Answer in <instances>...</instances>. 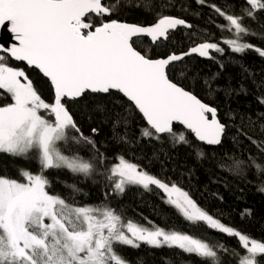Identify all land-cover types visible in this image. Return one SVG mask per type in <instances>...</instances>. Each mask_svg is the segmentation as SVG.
I'll return each mask as SVG.
<instances>
[{
  "label": "snow or ice",
  "instance_id": "1",
  "mask_svg": "<svg viewBox=\"0 0 264 264\" xmlns=\"http://www.w3.org/2000/svg\"><path fill=\"white\" fill-rule=\"evenodd\" d=\"M196 2L206 4V0ZM120 3L121 0H0V27L7 25L17 42L11 47L0 46V96L10 98L0 106V153L17 158L34 154L39 165L36 173L21 169L22 180L0 176V264H128L114 245L139 248L141 244L178 249L212 264H220L218 251L236 256L237 264H259L257 257L264 256V242L226 226L176 184L165 183L122 155L100 173L114 192L122 194L129 186L150 191L155 186L186 221L202 222L236 238L242 252L151 221V227L124 221L111 207L76 205L48 191V170L65 169L87 178L99 172L105 162L96 142L81 131L68 107L70 103L118 93L146 121L141 137L159 140L166 134L173 144H186L185 134L174 131L173 125L178 123L198 141L220 145L227 125L218 118L217 109L173 82L169 78L170 66L176 67L177 62L193 54L215 59L213 53H224L221 44L233 53L251 50L264 58V49L244 40L257 33L243 23L246 17L255 19L257 12L264 11V0H245L246 7L240 15L209 5L225 21L217 27L229 32L230 37H222L220 42L205 40L180 54L156 58L138 50L136 40L148 38L150 44L160 47L170 40L171 31L178 27L192 29L193 25L162 14L151 25L111 19ZM124 6H131V0H126ZM135 6L139 8L140 4ZM9 59L42 74L52 99L42 98L25 68L10 65ZM258 99L264 104V97ZM96 107L101 109L102 105ZM119 124L116 120L114 126ZM260 130L264 132V125ZM242 134L264 152V141ZM120 139L129 143L126 135ZM70 142L90 145L91 158L85 159L78 152L65 154L61 146ZM197 155L202 157L203 153ZM219 164L236 172L251 167L258 174L264 173V165L251 156Z\"/></svg>",
  "mask_w": 264,
  "mask_h": 264
},
{
  "label": "trees",
  "instance_id": "2",
  "mask_svg": "<svg viewBox=\"0 0 264 264\" xmlns=\"http://www.w3.org/2000/svg\"><path fill=\"white\" fill-rule=\"evenodd\" d=\"M125 3L126 0H121L111 19L151 25L158 19V14H162L182 18L193 25L192 29L178 27L171 31L170 40L160 47L150 44L147 38H138L135 44L138 50L147 51L154 58L173 52L179 54L205 40L220 42L222 37H230L229 32H221L217 27L225 21L209 5L215 4L236 15L246 7L245 0H206L205 5L196 0H131L129 7L124 6ZM137 3L139 8L135 6ZM243 23L257 33L255 37L245 36L244 40L264 49V11L257 12L255 19L246 17ZM221 46L224 53H213L215 59L190 56L169 69L172 81L217 109L220 121L227 125L220 145L208 146L199 142L180 124L173 125L174 131L185 134L186 144H173L166 134L159 140L143 138L140 134L147 127L146 121L121 94L89 96L68 107L83 134L90 136L104 153V165H98L99 172L87 178L65 169L48 170L45 172L50 181L48 191L76 205L111 207L124 221L149 227L151 221L210 244L222 243L229 250L242 252L236 238L202 222L186 221L166 202L165 193L155 186H151L150 191L129 186L122 194L114 192L111 183L100 173L122 155L165 183L176 184L200 208L226 226L264 242V190H261L264 173L258 174L251 167L236 172L221 168L219 164L222 160H247L251 156L264 165V152L242 134L264 141V132L260 130L264 125V115H261L264 104L258 99L264 97V58L251 50L239 54L231 52L226 45ZM8 63L25 68L42 98L52 99L49 84L42 74L10 59ZM8 102L10 98L0 96V106ZM98 104L102 105L101 109H97ZM116 120L120 121L118 126H114ZM93 128L97 129L96 133L92 132ZM122 135L127 136L129 143L121 141ZM61 147L65 154L78 152L85 159L92 156L90 145L70 142ZM198 152L203 156L199 157ZM21 169L33 173L39 171L34 154L17 158L0 153V176L22 180ZM114 248L128 264H212L194 254L166 247L156 249L141 244L139 248L121 245H114ZM218 256L220 264H237V257L230 253L218 251ZM257 259L259 264H264V256Z\"/></svg>",
  "mask_w": 264,
  "mask_h": 264
},
{
  "label": "water",
  "instance_id": "3",
  "mask_svg": "<svg viewBox=\"0 0 264 264\" xmlns=\"http://www.w3.org/2000/svg\"><path fill=\"white\" fill-rule=\"evenodd\" d=\"M141 38H144V37H141ZM148 39V38H147ZM15 43H17L15 40H14V38H13V36H12V34L8 31V28H7V25L6 26H4V27H0V46H3V47H11L13 44H15ZM180 54V53H179ZM191 56H198V55H196V54H193V55H191ZM187 57H190V56H187ZM199 57V56H198ZM186 58V57H185ZM200 58H204V57H200ZM13 61V60H12ZM14 62H16V61H14ZM16 63H19V64H23L22 62H16ZM24 65V64H23ZM24 66H26V65H24ZM27 67V66H26ZM174 82V81H173ZM186 90V89H185ZM188 91V90H187ZM194 94V93H193ZM195 95V94H194ZM197 98H199V97H197ZM200 99V98H199ZM201 100V99H200ZM202 101V100H201ZM202 102H204V101H202ZM205 103V102H204ZM207 104V103H206ZM217 115H218V113H217ZM209 118H211V115L209 114ZM219 118V117H218ZM175 124H178V123H175ZM174 124V125H175ZM199 142H201V143H203V144H206V143H204V142H202V141H199ZM207 145V144H206ZM208 146H218V145H208Z\"/></svg>",
  "mask_w": 264,
  "mask_h": 264
}]
</instances>
